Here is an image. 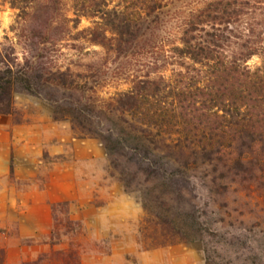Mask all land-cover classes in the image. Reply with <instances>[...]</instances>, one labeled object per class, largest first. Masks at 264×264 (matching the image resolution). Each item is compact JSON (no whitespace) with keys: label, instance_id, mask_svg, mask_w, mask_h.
<instances>
[{"label":"trees","instance_id":"1","mask_svg":"<svg viewBox=\"0 0 264 264\" xmlns=\"http://www.w3.org/2000/svg\"><path fill=\"white\" fill-rule=\"evenodd\" d=\"M3 1L16 14L11 35L5 34L0 46V114L11 112L15 91L43 96L55 119L67 118L101 141L115 157L113 168L122 159L118 171L125 188L133 179L128 173L134 159L146 178L170 180L181 170L168 171L169 160L178 163L174 154L186 152L192 165L199 159L210 168L212 183L223 190L228 175L239 172L264 186L263 0H204L172 32L162 20L167 0ZM81 16L91 18L92 26L79 30ZM160 31L174 38L162 39ZM81 41L108 54L158 53L163 62L123 72L127 88L104 99L97 89L109 80L98 82L90 69L79 72L72 62L59 60L67 49L79 51ZM252 57L258 64H248ZM165 66L172 67L167 74L158 71ZM157 219L169 236L186 239L167 218ZM75 224L67 216L58 218L53 206L49 243L60 244ZM22 264H79L78 252L56 249Z\"/></svg>","mask_w":264,"mask_h":264},{"label":"rangeland","instance_id":"2","mask_svg":"<svg viewBox=\"0 0 264 264\" xmlns=\"http://www.w3.org/2000/svg\"><path fill=\"white\" fill-rule=\"evenodd\" d=\"M202 1L167 0L168 12L162 16L166 31L175 30ZM68 2L66 13L74 17ZM15 14L0 0V46L3 36L11 35ZM91 22L81 16L78 29L91 27ZM159 33L162 39L174 38ZM80 44L79 51L67 49L59 60L72 62L79 72L90 69L98 82L109 80L97 89L104 99L127 88L126 72L145 70L149 61L163 62L158 53L123 56L104 53L87 41ZM16 51L20 59V49ZM258 62L252 57L248 64ZM170 68L158 71L167 74ZM54 116L49 101L24 91H15L11 112L0 114V264H22L69 247L77 250L79 264H206L207 257L209 264H264V186L259 181L248 180L247 173L230 174L223 190L212 183L210 168L199 159L192 165L186 152L174 154L178 163L169 160L168 171L181 170L170 180L147 179L134 159L128 173L133 179L125 188L118 171L122 159L113 168L115 157L95 135ZM96 123L91 126L98 127ZM185 160L187 168L180 165ZM53 206L58 218L77 223L58 245L49 243ZM159 216L186 239L169 236L157 224Z\"/></svg>","mask_w":264,"mask_h":264}]
</instances>
